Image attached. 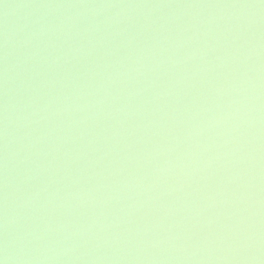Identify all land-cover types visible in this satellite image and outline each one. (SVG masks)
<instances>
[{"label":"water","instance_id":"1","mask_svg":"<svg viewBox=\"0 0 264 264\" xmlns=\"http://www.w3.org/2000/svg\"><path fill=\"white\" fill-rule=\"evenodd\" d=\"M0 260L264 264V0H0Z\"/></svg>","mask_w":264,"mask_h":264},{"label":"clouds","instance_id":"2","mask_svg":"<svg viewBox=\"0 0 264 264\" xmlns=\"http://www.w3.org/2000/svg\"><path fill=\"white\" fill-rule=\"evenodd\" d=\"M0 264H5V262L3 260H0Z\"/></svg>","mask_w":264,"mask_h":264}]
</instances>
